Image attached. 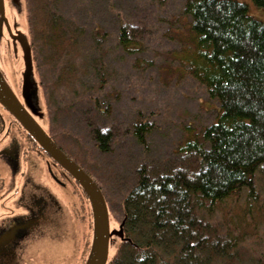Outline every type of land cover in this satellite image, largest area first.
Returning a JSON list of instances; mask_svg holds the SVG:
<instances>
[{"label":"rangeland","instance_id":"obj_1","mask_svg":"<svg viewBox=\"0 0 264 264\" xmlns=\"http://www.w3.org/2000/svg\"><path fill=\"white\" fill-rule=\"evenodd\" d=\"M76 1L68 3L74 5ZM229 1L246 5L249 15L264 23V9L253 0ZM23 2V27L30 31L28 8ZM185 3L186 0H89L79 4L83 21L90 16L95 21L101 19L104 29L115 39L120 26L141 28L144 34L140 45L133 48L134 52L114 49L109 53L112 59L102 71L108 80L103 89H99V77L84 67V61L77 62L73 78L55 84L59 94L53 90L48 76L41 75L39 69L36 72L41 86L38 94L35 89L36 99L39 97L36 103L45 106L46 131L68 148L106 194L112 235L108 244L109 259L121 240L118 234L123 220L121 204L137 182V171L143 165L150 171H162L178 160L184 144L213 124L220 109L186 66L185 54L194 49V36L190 31L191 18L184 14ZM31 15L40 33L41 12L34 8ZM23 37L29 44V37L25 34ZM114 42L111 39L108 47L112 48ZM2 59L1 80L19 101L16 92L25 67L10 54ZM32 64L34 69L33 58ZM33 78L27 89L33 90ZM42 83L50 87L48 95ZM25 101L27 104V98ZM27 108L30 114L38 116L37 108L29 104ZM103 109L105 114L100 113ZM89 121L102 129H112L115 140L110 153L104 154L97 147ZM140 123L149 124L152 129L146 146L133 133L134 126ZM7 130L8 127L0 135V139L5 137L0 142V175L7 183L16 176L23 177L22 172L26 176L17 200L0 197V226L5 228L0 235V264H85L91 253L86 252L88 237L93 243L94 234L82 219L76 185L58 186L36 156H32L34 165L25 163L24 142L12 131L6 138ZM5 157H10L13 163L7 164ZM215 221L231 224L239 232L245 230L249 243L253 244L255 239L263 251L260 253L264 254L262 184L258 185L256 202L249 200L246 191L235 195L218 206Z\"/></svg>","mask_w":264,"mask_h":264},{"label":"trees","instance_id":"obj_2","mask_svg":"<svg viewBox=\"0 0 264 264\" xmlns=\"http://www.w3.org/2000/svg\"><path fill=\"white\" fill-rule=\"evenodd\" d=\"M88 1L71 5L69 0H25L37 69L52 80L58 94L55 84L73 78L78 61L99 77L103 89L108 80L102 71L111 63L109 53L134 52L144 34L139 27L120 26L115 39L101 19L90 16L83 21L78 7ZM253 2L264 9V0ZM34 8L41 12L40 33L31 15ZM184 14L191 18L194 36V49L185 54L188 72L220 109L213 124L184 144L178 160L162 171H150L146 165L137 171V182L121 204L124 236L108 264H264L261 247L255 239L249 243L245 230L215 221L218 206L231 197L246 191L254 203L259 183L264 189V23L253 19L246 5L229 0H186ZM42 84L48 95L50 87ZM88 125L99 150L110 153L112 129L92 121ZM151 130L149 124L140 123L133 133L146 146ZM59 145L90 175L68 148ZM65 173L76 185L82 219L93 236L91 202ZM92 241L88 237L86 252L90 253Z\"/></svg>","mask_w":264,"mask_h":264},{"label":"flooded vegetation","instance_id":"obj_3","mask_svg":"<svg viewBox=\"0 0 264 264\" xmlns=\"http://www.w3.org/2000/svg\"><path fill=\"white\" fill-rule=\"evenodd\" d=\"M4 4V12H0V61L2 62L4 59V55H11L15 61H20L21 64L23 65V68H26V62H25V50H24V45L22 44V36L23 34L27 35L29 37V46L31 48V54L33 58V62L35 64V67L33 69V81L35 80L36 85L34 86L33 90L30 88H26L25 90L23 89L24 86V75L25 68L23 70V73L20 74L21 76V84L18 86L19 92H16L17 97L19 98V101H21V104L25 108L26 111H29L30 109L27 108V104L31 106L32 108H37L39 111L38 116H34L31 114L35 120L39 123V125L46 131L45 129V121H47V116H46V111L44 110V107L41 106L40 104L36 103L38 101L39 97L36 99V92L37 94L39 91H41V86L38 81L36 72L38 71L37 69V64L35 60V54H34V49L32 45V40L30 38L29 30L26 31L25 28L23 27V10H24V2L23 0H3ZM1 73L2 70H0ZM37 87V88H35ZM36 89V92H35ZM24 98V99H23ZM25 98H27L28 103L26 104ZM45 99H43V102L45 104ZM39 105V106H38ZM41 106V108H40ZM8 127V132H6V138L10 136L11 131L13 132L14 135L19 136L22 141L24 142L25 145V153H24V159L25 163L29 161V164L34 165L32 159L36 156L35 158H38L41 163L45 164L50 179H52L58 186L65 188L68 186H74L75 183L74 181L70 178L65 171H63L59 166L51 160V158H48L45 152L42 150V148L39 146V144L36 142L33 137L26 132L24 127L15 120V117L8 112L1 104H0V135L2 132ZM46 133L53 139V141L58 145L59 143L57 140L51 135L50 132L46 131ZM31 136V137H30ZM5 137L3 139H0V142H3ZM60 148V147H59ZM61 149V148H60ZM62 150V149H61ZM64 152V151H62ZM66 154V153H65ZM68 156V155H67ZM7 164H12L13 161L10 157H5L4 159ZM16 170L18 168V164L16 163ZM36 168V166H35ZM23 177L16 176L15 178H12L9 183H7L6 178L0 175V197L2 199H16L19 195L22 193V189L24 187L23 181L24 177L26 174L22 172L20 174ZM29 182V181H28ZM8 184V185H7ZM1 194L3 196H1ZM106 199V198H105ZM109 211V203L108 200L106 199ZM18 204V201L17 203ZM16 210V209H15ZM3 228V229H2ZM5 230L4 225L0 226V235L3 233ZM22 234L24 232L22 231ZM21 234V235H22ZM121 241V240H120Z\"/></svg>","mask_w":264,"mask_h":264},{"label":"water","instance_id":"obj_4","mask_svg":"<svg viewBox=\"0 0 264 264\" xmlns=\"http://www.w3.org/2000/svg\"><path fill=\"white\" fill-rule=\"evenodd\" d=\"M1 11L2 13L4 12L3 0H0V12ZM21 41L24 45V58L26 62V72L24 76L25 90L30 78L33 77V64L31 48L27 39L22 36ZM1 79L0 76V104L15 117V120H17V122L24 127L26 132L36 140L49 157L75 179V181L84 189L91 202L94 215V242L92 243L91 253L86 264H108V244L112 235L110 233L109 208L102 190L93 177L85 172V170L74 162V160L62 152L59 146L31 116V114L25 110L13 92ZM33 84L34 86L36 85L35 80L33 81ZM118 234L119 237L123 239V224L120 225V232Z\"/></svg>","mask_w":264,"mask_h":264}]
</instances>
